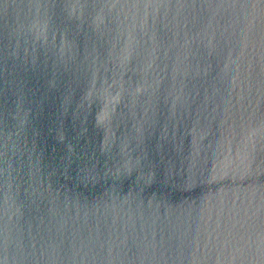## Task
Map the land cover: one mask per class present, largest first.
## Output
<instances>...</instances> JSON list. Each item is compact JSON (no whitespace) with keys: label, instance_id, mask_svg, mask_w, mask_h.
<instances>
[{"label":"water","instance_id":"95a60500","mask_svg":"<svg viewBox=\"0 0 264 264\" xmlns=\"http://www.w3.org/2000/svg\"><path fill=\"white\" fill-rule=\"evenodd\" d=\"M264 107V0H0V264H178Z\"/></svg>","mask_w":264,"mask_h":264}]
</instances>
